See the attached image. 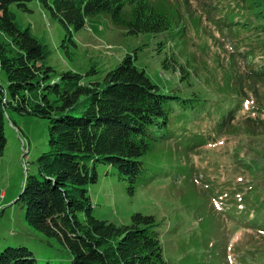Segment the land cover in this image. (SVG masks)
<instances>
[{"label":"trees","instance_id":"16d2710c","mask_svg":"<svg viewBox=\"0 0 264 264\" xmlns=\"http://www.w3.org/2000/svg\"><path fill=\"white\" fill-rule=\"evenodd\" d=\"M29 1L0 0V69L6 76V85L0 82V156L6 144L7 108L49 120L48 150L37 157V171L23 178L14 202L20 203L32 229L63 244L70 264H167L153 215L134 212L124 225L98 218L86 188L97 179L96 165L105 164L116 168L132 193L144 171L139 157L151 149L153 131L167 126L166 105L180 97L160 92L136 67L135 53H125L105 71L102 82H86L71 69L57 72L45 64L46 44L10 11L12 3L26 11ZM36 1L64 27L65 49L67 42L75 45L72 31L100 13L126 34L174 31L183 35L182 43L190 31L187 20L196 30L220 29L229 40L227 45L219 43L212 76L218 93L230 86L240 101L219 100L218 129H240L233 121H241L236 116L249 95L252 102L242 131L255 136L264 129V0ZM169 40L159 43L165 47ZM180 56L170 48L161 67L179 71L178 81L184 84L194 66L189 57L181 62ZM33 256L25 245H7L0 251V264H38Z\"/></svg>","mask_w":264,"mask_h":264},{"label":"rangeland","instance_id":"374dc122","mask_svg":"<svg viewBox=\"0 0 264 264\" xmlns=\"http://www.w3.org/2000/svg\"><path fill=\"white\" fill-rule=\"evenodd\" d=\"M27 7L21 11L12 3L10 11L46 44L45 64L57 72L71 69L86 82H102L105 71L114 68L125 53H135L136 67L160 92L180 97L166 105L167 126L153 131L151 149L139 157L144 171L132 193L114 166L96 165L97 179L86 188L93 215L123 225L130 223L134 212L153 215L167 264H264V129L255 136L242 131L251 95L240 104L236 118L241 121H233L240 129L228 133L218 129L219 100L240 101L230 86L218 93L212 76L219 43L227 45L229 40L226 34L220 29H193L187 20L190 31L183 43V35L174 31L131 35L100 13L72 31L75 45L67 42L65 49L61 47L64 27L36 0ZM169 38L162 47L159 42ZM170 48L181 53V62L189 57L194 66L184 84L178 81L179 71L161 67ZM4 74L0 69L3 86ZM188 82L193 83L188 86ZM4 115L0 251L21 244L33 252L38 264H70L71 255L63 244L32 229L20 203L14 202L23 178L37 171V157L48 150L49 120L19 115L9 108Z\"/></svg>","mask_w":264,"mask_h":264}]
</instances>
